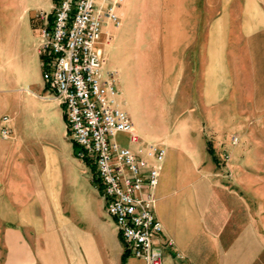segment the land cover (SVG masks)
<instances>
[{
	"label": "crops",
	"instance_id": "crops-1",
	"mask_svg": "<svg viewBox=\"0 0 264 264\" xmlns=\"http://www.w3.org/2000/svg\"><path fill=\"white\" fill-rule=\"evenodd\" d=\"M54 2L0 0V264H144L124 253L42 79L36 45ZM151 2L139 14L122 0V26H103L99 39L112 48L125 36L129 62L104 68L116 71L118 106L141 142L165 149L151 189L162 264H264V0ZM135 13L143 32L132 42ZM156 25L157 97L147 45ZM141 58L145 90L134 70ZM114 139L135 146L125 133Z\"/></svg>",
	"mask_w": 264,
	"mask_h": 264
},
{
	"label": "built area",
	"instance_id": "built-area-1",
	"mask_svg": "<svg viewBox=\"0 0 264 264\" xmlns=\"http://www.w3.org/2000/svg\"><path fill=\"white\" fill-rule=\"evenodd\" d=\"M122 0H55L40 29L36 51L46 89L61 106L74 156L92 168L105 213L112 219L124 253L144 264H162V233L154 214L155 187L165 149L142 143L117 102V74L104 68L94 48L103 26L118 27ZM110 34L106 32L104 43ZM5 120V117H2ZM125 133L134 148L120 145ZM6 137L8 129L0 128ZM232 143L237 138H230ZM226 161L225 156L221 158ZM164 244L170 245V239Z\"/></svg>",
	"mask_w": 264,
	"mask_h": 264
},
{
	"label": "rangeland",
	"instance_id": "rangeland-1",
	"mask_svg": "<svg viewBox=\"0 0 264 264\" xmlns=\"http://www.w3.org/2000/svg\"><path fill=\"white\" fill-rule=\"evenodd\" d=\"M135 10L136 12H138L140 14V12H143V10L146 9H151L153 8V3L151 2V0H135ZM136 14V15H135ZM135 16H132L133 19H135V26H137L138 28L136 29V31L133 32V37L131 38V41L133 42L134 40H136V38H140L141 34H142V27L140 28V22H141V17L139 16V14L135 13ZM153 23H157V20L154 22V20H151V24ZM155 25V24H153ZM122 26V24H121ZM119 26V27H121ZM151 37L147 38V45H152V47L156 50V53L154 54V56L150 57L149 62H150V69L153 71V73L155 74V81H154V93L155 96H159V87H160V78L159 75L161 73V71L163 70V64H162V59L160 57V51H159V45H162V41L160 36L162 35V31L159 30V28L156 26H154V28L151 30ZM139 36V37H138ZM125 36L123 38H119L118 40V44L117 46H114L112 48H108L107 46L103 45V42L101 39H98L94 45V48H102L103 53L105 55V57H107V64L110 63L111 65L119 68L120 70H123L125 68L126 63L129 62V60L126 59V57L128 56V52L126 51L125 48ZM113 40V36L110 35L109 39L107 40V44L109 45ZM114 44H116V41L113 42ZM115 55H117V57H115ZM119 57V59H118ZM106 59V58H105ZM127 60V61H126ZM144 61L143 59H139L138 62L136 63V66L134 68V70L136 71V78L138 79V86H140L141 90H145L146 86L144 84L143 77V69H144ZM165 80L171 82L172 79L171 77H167ZM121 83H119L120 86ZM125 96V95H124ZM125 98V97H124ZM189 113V109H186L182 114L178 113L177 119H181V118H185L186 115ZM230 136V135H229ZM232 136H237V134H231ZM238 137V136H237ZM236 137V138H237ZM118 138V137H117ZM119 140H121V138H119ZM238 140V139H237ZM225 156L226 161H224L225 163L227 162V160L229 159V154L227 152H224L222 154V157ZM221 157V158H222ZM229 162V160H228Z\"/></svg>",
	"mask_w": 264,
	"mask_h": 264
},
{
	"label": "trees",
	"instance_id": "trees-1",
	"mask_svg": "<svg viewBox=\"0 0 264 264\" xmlns=\"http://www.w3.org/2000/svg\"><path fill=\"white\" fill-rule=\"evenodd\" d=\"M92 169V168H91Z\"/></svg>",
	"mask_w": 264,
	"mask_h": 264
}]
</instances>
